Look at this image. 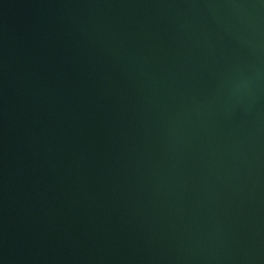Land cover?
I'll return each instance as SVG.
<instances>
[{
    "label": "water",
    "instance_id": "95a60500",
    "mask_svg": "<svg viewBox=\"0 0 264 264\" xmlns=\"http://www.w3.org/2000/svg\"><path fill=\"white\" fill-rule=\"evenodd\" d=\"M0 264H264V0H0Z\"/></svg>",
    "mask_w": 264,
    "mask_h": 264
}]
</instances>
